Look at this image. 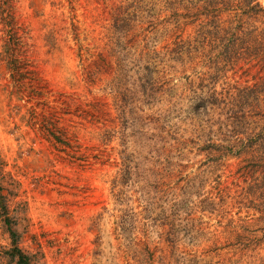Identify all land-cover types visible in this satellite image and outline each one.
Segmentation results:
<instances>
[{"label":"rangeland","instance_id":"374dc122","mask_svg":"<svg viewBox=\"0 0 264 264\" xmlns=\"http://www.w3.org/2000/svg\"><path fill=\"white\" fill-rule=\"evenodd\" d=\"M15 2L53 93L32 120L0 65V196L11 216L6 222L0 208V264H19L15 242L31 264H264V66L190 70L140 1V10L130 7L132 34L115 35L111 74L90 83L64 34L53 46L45 41L44 20L53 22L56 9ZM99 17L84 30L85 45L86 30L114 41L117 28ZM104 43L91 51L107 55ZM124 59L133 81L123 79ZM206 72L228 101L209 114L198 108ZM71 98L100 110V123L78 126L75 151L63 143L71 121L81 122Z\"/></svg>","mask_w":264,"mask_h":264},{"label":"trees","instance_id":"16d2710c","mask_svg":"<svg viewBox=\"0 0 264 264\" xmlns=\"http://www.w3.org/2000/svg\"><path fill=\"white\" fill-rule=\"evenodd\" d=\"M46 1L56 9V16L62 18L60 23L57 22L56 16H52L53 22L44 20L43 28L49 29L45 36L47 45L53 46L58 41L57 35L64 34L65 41L77 47L80 63L82 62L84 67L87 65L88 71L85 77L90 83H93L98 75L100 81H103L111 74L113 58L110 52L118 40L115 35L128 37L132 34L130 7L137 6L140 10L142 7L140 1L146 4L144 13L153 16L162 27L161 36L165 38V45L171 48L170 50L175 53L174 56L178 55L177 60L180 64L183 65L186 59L190 70L200 67L204 69L218 67L221 70L223 66H230L233 69L241 66H264V8L258 0H85L84 8L87 13L83 16V20L78 14L80 0ZM15 3V0H0V40L3 43L0 65H4L10 74L11 96L16 97L19 102H25V106H29V112L33 116L31 119L35 120L36 109L40 105H47L45 98L53 91L36 61L33 29L24 16L17 12ZM102 15L105 16L103 20L106 25L111 23L117 28L113 31L114 41L112 42L111 35L108 38L107 33L103 37H92L95 35V30H92V33L86 30V33H90L92 41L85 45L90 37L83 36L85 28L94 25ZM89 20L93 21L89 22ZM157 23H153L152 26ZM103 41H105L103 50L107 55L91 51L93 44ZM122 63L123 79H132L127 75L130 62L124 59ZM209 76L210 73L206 72L200 73L198 77L201 80L198 90H202L198 94V108L205 114H209L217 105L220 107L228 102L222 96L217 98L216 93L212 92ZM131 91L135 94L134 88H131ZM77 105L75 98H71L68 102V108L72 110L75 107L76 113H79L78 116L81 118V122L71 121L64 132L63 143L71 151H75V146L81 141L78 126L94 125L100 117L99 103L95 100L81 103L79 107ZM71 114L73 113L69 112V115ZM42 125L40 131L48 140L52 132L46 124ZM53 136L56 140L59 139L56 133ZM3 170V165L0 163V181L5 176ZM0 208L5 221L10 222V208L3 196H0ZM14 246L13 253L18 258L19 264H31L30 256L22 251L18 242H15Z\"/></svg>","mask_w":264,"mask_h":264}]
</instances>
